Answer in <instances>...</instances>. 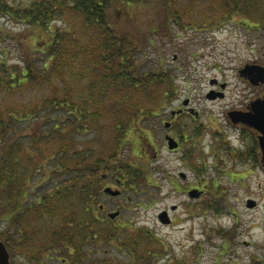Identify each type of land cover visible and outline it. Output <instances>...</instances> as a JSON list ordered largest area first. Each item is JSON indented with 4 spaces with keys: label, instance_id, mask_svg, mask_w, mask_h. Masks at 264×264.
Returning <instances> with one entry per match:
<instances>
[{
    "label": "trees",
    "instance_id": "obj_1",
    "mask_svg": "<svg viewBox=\"0 0 264 264\" xmlns=\"http://www.w3.org/2000/svg\"><path fill=\"white\" fill-rule=\"evenodd\" d=\"M217 1V18L195 21L185 18L189 11L179 0H0V18L20 22L33 37L22 63H9L4 40L19 36L0 24V238L12 254L72 243L79 256L73 264H111L82 257L87 241L111 233L97 214L99 195L108 174L132 188L150 182L147 167L122 152L142 117L170 100L174 78L160 66L143 70L139 37L120 33L110 13L150 4L182 29L240 16L246 27L264 30V0ZM59 20L63 25L53 26ZM165 26L161 20L150 27L164 34ZM30 91L39 97H25ZM223 234L230 243L232 230ZM141 245L133 262L150 264L151 252Z\"/></svg>",
    "mask_w": 264,
    "mask_h": 264
},
{
    "label": "rangeland",
    "instance_id": "obj_2",
    "mask_svg": "<svg viewBox=\"0 0 264 264\" xmlns=\"http://www.w3.org/2000/svg\"><path fill=\"white\" fill-rule=\"evenodd\" d=\"M217 3V0H179L181 10L188 8L190 13L185 18H195V21L217 18V14L212 13V5L217 6ZM110 15L120 33L134 32L139 37L141 49L137 59L143 70L162 67L173 76L174 87L170 100L157 109L162 116L152 114L142 117L138 133H132L125 143L122 156L146 166L144 170L150 182L132 188L126 181L108 180L114 182L113 188L127 190L125 194L131 198H121V203L133 207L124 209L121 225L126 227L116 229L111 225L108 228L128 233L130 237L124 240L134 243L135 251L140 254L144 248L137 243L144 242L151 252L148 255L150 264H252L254 259L264 260V170L261 167L262 170L259 167L251 169L250 156L244 153L247 147L237 135L232 137L235 129L227 114L232 109L241 108L258 94H264V83L255 84L239 74V70L248 63L264 65V30L246 27L240 16L224 18L222 24L211 21L205 29H182L167 21L165 9L150 4L138 5L133 10L123 8L115 13L111 11ZM161 20L167 26V33L150 27ZM0 24L4 30L19 36L20 44L13 36L4 40L9 48V63H22L21 56L27 54L26 48L32 44L31 31L16 20L0 18ZM55 25L62 26L63 23L59 20L54 22ZM36 32L42 34L44 31L36 28ZM33 36L36 37L35 34ZM211 80L215 82L211 83ZM211 88L216 93L212 100L208 96ZM39 95L40 92L30 91L25 97L37 99ZM138 96L143 97L141 94ZM93 97L103 98L98 95ZM188 98L191 108L198 109L202 114L201 124L208 125V117L212 114V195L206 192L199 200L196 199L198 194L187 197L178 189L187 182L179 174L185 169L179 163L177 153L168 151L169 146L164 140L167 130L162 122V118L169 119L171 110L180 107ZM2 102L0 94V104ZM89 135L87 133L80 138L85 139ZM225 136L231 141H225ZM205 163L200 162L197 167L201 170L185 172L188 180L194 183L201 180L203 184H208L203 188L210 189L211 175L208 166L204 169ZM231 168L235 170L231 171ZM249 198L258 202L257 208L247 206ZM115 201L111 204L116 205ZM189 204L196 205V209L184 208ZM177 205L178 225L164 226L158 216L164 212L163 209L176 208ZM229 230L234 237L227 239L230 243H224L223 233L227 234ZM101 238L91 241L88 247L93 250L98 245L99 253L86 255L83 252L84 262L88 258H99L111 264L135 263L130 248L122 243L115 244L121 242V238L116 236V241L109 243L100 241ZM23 248L25 256L22 247L14 254L9 250L11 264H37V260L38 264H55V260L49 258L51 250L43 254L36 248L31 252L29 248Z\"/></svg>",
    "mask_w": 264,
    "mask_h": 264
},
{
    "label": "flooded vegetation",
    "instance_id": "obj_3",
    "mask_svg": "<svg viewBox=\"0 0 264 264\" xmlns=\"http://www.w3.org/2000/svg\"><path fill=\"white\" fill-rule=\"evenodd\" d=\"M211 83H212V80H211ZM210 90H211L210 99L212 100V88ZM263 96L264 94H258L256 97L250 99V101H248L246 104H244L241 108L237 110H242L244 112H252L254 108V102L257 99L262 98ZM189 102H190L189 98L186 100H183V103L180 107H178L177 109L171 110L170 112L171 116L169 117V119L162 118V122L164 123V126L166 127V130H167V132H165L164 140L169 146L168 151H170L171 153H175V152L177 153L178 161L181 164L182 168L185 169V171L196 172L198 170H201L197 168L199 167L200 162H203V161L207 162L204 164V169H206L208 166L207 170L209 171L211 175L209 177L211 190L208 188H205V189L203 188V187H207L208 185L207 183L203 184L201 180H198L197 183L191 182L190 180L187 179L188 176L185 171L179 172L181 178L187 180L186 184H183L182 186H178L179 191L182 192L187 197H191L190 193L195 191V193L199 195V197H197L196 199L199 200L206 192H209L212 195V114L210 115V117H208L209 118L208 125L201 124L202 122L200 118L202 114L200 113L198 109L197 110L192 109L191 102L190 103ZM232 110H235V109H232ZM227 114L229 116V111ZM155 115L162 116L161 113H156ZM230 120H231L230 121L231 126L236 130V131L234 130V132L232 133V137L234 135H237L239 140L243 144L246 145L245 148L247 147L244 153L250 156L249 160H250V163H252L251 169L257 170L258 167L259 168L261 167L264 170V164L262 162L263 154H262V149L260 146L261 132L257 130L256 128H254L253 126H251L250 124H247L245 122L239 121L236 124L232 121V119ZM224 139L227 142L231 141V140H228V136H225ZM170 141H172L171 143L175 144V147L170 148ZM155 156L157 157L158 153L155 152ZM236 158L238 159L237 156ZM234 170L235 169L231 168V171H234ZM232 176L233 175L231 173V177ZM107 178L108 180H110L111 178L114 179L111 174H108ZM114 181L122 182L121 180H118V179H114ZM113 183L114 182L108 181L107 184L105 185V188L107 186L114 187ZM105 188H103L102 193L99 195V198H98L97 207L99 211H97V214L104 225L110 226V227L113 226L112 228H116V229H123L124 227H126L125 224L121 225V222L123 220L122 218L124 215L123 214L124 209L125 208L133 209V207L130 205L125 206L124 204H122L121 198L122 199L126 198L130 200L131 197L130 195L128 196L125 194V192H127L126 189H121V192L119 194L113 195V194L107 193L105 191ZM114 201L115 203H117L116 205L111 204V202H114ZM257 206H258V202L255 208H257ZM180 207L181 205L179 206V208ZM196 207L197 206L194 204H189L187 206H184V208H187V209H196ZM177 209H178V205L176 206V208L171 206L170 208L168 207L162 210V211H166V214H164V218L166 221L165 222L161 221L162 219V218L160 219L161 214L158 217L164 226L168 227V226L178 225L176 224V221H179V220H176V214H175ZM113 213H117V214L115 216H112ZM108 230L110 231V229ZM113 231H110L111 233L108 235L104 233L100 241L109 243V242H113L114 240L116 241L115 239L116 236L120 237L122 241L121 242L117 241L115 244L122 243L127 248H130L129 252L133 254V261H135V255H136L135 246L136 245L132 242L129 244L126 240H124L130 237L129 234L128 233L124 234L123 232L118 233V231H115V230ZM95 236L97 235H94V237ZM96 240L99 241V239H96ZM90 242L91 241H87L86 242L87 244L85 243L84 252L86 253V255L89 253H93L94 255L95 252L99 253V248L97 249L98 245L93 250L88 249V247L90 246L89 245ZM22 249H23V255L25 256L26 250L24 248ZM49 252H51V253L47 252L49 255H51V257L49 258L55 260V264L57 262L58 263L61 262L60 264H73L72 261L76 260L79 257L75 249L73 248L72 243H64V244L61 243L59 244L58 248L54 250L51 249V251Z\"/></svg>",
    "mask_w": 264,
    "mask_h": 264
},
{
    "label": "water",
    "instance_id": "obj_4",
    "mask_svg": "<svg viewBox=\"0 0 264 264\" xmlns=\"http://www.w3.org/2000/svg\"><path fill=\"white\" fill-rule=\"evenodd\" d=\"M240 74L243 77L248 78L251 82L255 84L264 83V65L259 63H248L246 64L241 70ZM212 82H215L212 81ZM222 87H224V84H222ZM211 97V92L208 95ZM216 96V93L212 90V98ZM229 116L232 119L234 123H238L239 121L245 122L247 124H250L257 130L261 132L260 136V146L262 149V162L264 164V96L260 99H257L254 102V108L252 112H244L242 110H231L229 111ZM172 140V139H170ZM170 141V148L175 147V144L171 143ZM105 191L107 193L117 195L121 192L119 189H115L111 186H107L105 188ZM192 197H196L197 194L194 192L190 193ZM248 207L254 208L256 206V201L254 199L248 200ZM117 213H113L112 216H115ZM164 214H166V211L161 213V221L165 222ZM0 264H11L10 261V252L8 250V247L6 243L0 239Z\"/></svg>",
    "mask_w": 264,
    "mask_h": 264
}]
</instances>
